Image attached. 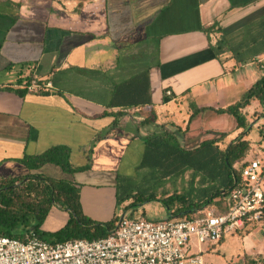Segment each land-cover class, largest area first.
Returning <instances> with one entry per match:
<instances>
[{
    "label": "crops",
    "instance_id": "0c3cea01",
    "mask_svg": "<svg viewBox=\"0 0 264 264\" xmlns=\"http://www.w3.org/2000/svg\"><path fill=\"white\" fill-rule=\"evenodd\" d=\"M221 38L228 49L215 56ZM263 75L264 0H0V180L30 173L25 156L65 145L73 167L90 169L71 176L45 164L36 172L90 195L116 190L118 174L135 175L146 136L169 131L188 150L232 141L234 117L214 110L238 102ZM32 80L51 87L29 92ZM117 111L124 115L107 131L113 117L103 114ZM203 250L216 254L211 263L203 257L207 264L264 261V227Z\"/></svg>",
    "mask_w": 264,
    "mask_h": 264
},
{
    "label": "trees",
    "instance_id": "16d2710c",
    "mask_svg": "<svg viewBox=\"0 0 264 264\" xmlns=\"http://www.w3.org/2000/svg\"><path fill=\"white\" fill-rule=\"evenodd\" d=\"M227 49L225 38L219 39L211 47L215 56ZM19 93L21 94L20 91ZM252 101H258L264 105V75L242 95L238 102L225 109L214 110L217 113H226L234 117L236 128L240 130L224 149L219 147L222 140L213 139L188 150L180 145L176 134L169 131L154 133L143 138L144 151L138 168L147 165L158 167L166 163L180 169L190 168L194 172V177L198 176L201 183L211 187L212 192L205 195L202 202L188 201L178 194L164 198L162 202L169 210L176 202L181 204V207L174 213L177 219H191L198 211L203 210L202 207L213 204L221 206L223 202L224 208L218 212L224 213L227 210L225 199L231 187L239 179V172L234 165L243 161L250 150V141L247 136L251 128L246 114L242 111ZM123 115L121 111L105 112L103 117H113L107 131L114 130ZM146 121L148 123V119ZM106 132L98 134L94 142L103 139ZM226 136V134L221 135L223 139ZM70 152L68 146L56 145L42 154L25 156L22 163L31 171L30 173L0 180V236L24 240L26 235L35 233L44 241L60 243L72 239L94 240L108 234L116 221L106 223L104 226H90L80 219L79 189L76 183L36 172L45 164L58 166L65 174L71 176L90 169V162L84 166L73 167L69 161ZM121 177L125 176L118 174L117 180ZM117 187L118 184H116V189ZM130 199L133 201L127 208L137 206L139 203L155 201L157 197L155 195L145 197L131 192H125L119 197L116 193V206ZM56 203L70 211L75 219L70 216L68 222L60 229L52 232L44 231L41 229L43 222ZM244 264H264V261L246 257Z\"/></svg>",
    "mask_w": 264,
    "mask_h": 264
},
{
    "label": "built area",
    "instance_id": "2783aa9c",
    "mask_svg": "<svg viewBox=\"0 0 264 264\" xmlns=\"http://www.w3.org/2000/svg\"><path fill=\"white\" fill-rule=\"evenodd\" d=\"M50 87L32 80L26 90ZM234 167L239 179L228 192L224 213L204 209L191 219L162 220L122 214L106 236L94 240L50 243L35 233L24 240L0 236V264H206L203 246L246 226L264 227V155L246 157Z\"/></svg>",
    "mask_w": 264,
    "mask_h": 264
},
{
    "label": "rangeland",
    "instance_id": "374dc122",
    "mask_svg": "<svg viewBox=\"0 0 264 264\" xmlns=\"http://www.w3.org/2000/svg\"><path fill=\"white\" fill-rule=\"evenodd\" d=\"M247 116V122L251 128V132L247 136L250 141L247 159H250L257 153L264 155V105L260 104L257 108L251 109ZM230 139L223 140L219 147L224 149ZM193 174L194 172L190 168L180 169L166 163L158 167L143 166L136 169L134 176L118 178L116 190L114 188L100 187L94 191L95 193L93 192L94 194L90 195L87 194L88 190L85 186H79L78 184L79 217L86 225L90 226H104L106 223L115 222L122 214L132 217H145L146 215V218L150 220L165 219L168 215V208L162 200L167 196L178 194L184 196L188 201L200 202L201 198L212 192L210 186L201 183L199 177H194ZM125 192L141 194L145 197L155 195L157 200L150 201V206L147 207L148 210H146L144 215L142 205L145 203H139L137 206L127 208L133 201L130 199L120 206H116V193L121 197ZM180 206L181 204L176 202L173 207H170V210ZM209 207L211 206L202 207V209ZM173 213H176V210ZM70 216L75 219V216L70 211L65 210L59 203H56L48 212L41 229L47 232L56 231L68 222ZM213 255L216 254L207 252L203 257L207 262L211 263V256ZM237 263L236 261L233 264Z\"/></svg>",
    "mask_w": 264,
    "mask_h": 264
}]
</instances>
